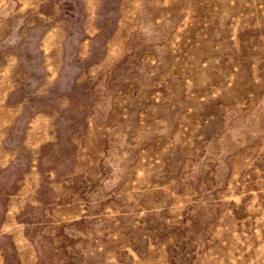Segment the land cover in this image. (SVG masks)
Masks as SVG:
<instances>
[{
    "label": "rangeland",
    "instance_id": "obj_1",
    "mask_svg": "<svg viewBox=\"0 0 264 264\" xmlns=\"http://www.w3.org/2000/svg\"><path fill=\"white\" fill-rule=\"evenodd\" d=\"M0 264H264V0H0Z\"/></svg>",
    "mask_w": 264,
    "mask_h": 264
}]
</instances>
